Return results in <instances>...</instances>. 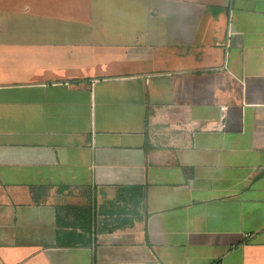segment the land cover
<instances>
[{
  "label": "crops",
  "instance_id": "obj_1",
  "mask_svg": "<svg viewBox=\"0 0 264 264\" xmlns=\"http://www.w3.org/2000/svg\"><path fill=\"white\" fill-rule=\"evenodd\" d=\"M0 264H264V0H0Z\"/></svg>",
  "mask_w": 264,
  "mask_h": 264
},
{
  "label": "trees",
  "instance_id": "obj_2",
  "mask_svg": "<svg viewBox=\"0 0 264 264\" xmlns=\"http://www.w3.org/2000/svg\"><path fill=\"white\" fill-rule=\"evenodd\" d=\"M135 194V190L132 189L131 191H129V198H127L128 200L126 201L127 203H131L135 201L134 195ZM120 199V198H119ZM121 208V211L119 210V212L117 211L116 215L114 216L115 221H111L110 224H112L114 227H119L120 225H123L124 223H128V221L130 220V217L124 215L123 213L130 210V206L134 208V205L132 204H124V205H119ZM118 206V207H119ZM127 213V212H126ZM123 214V215H122ZM80 219L78 221V219L74 218V220L72 222H68V225H73L75 226L76 223H79L81 227L86 228V229H92V223H93V210H92V204L87 205V207L85 208V210L83 211L82 215H79ZM60 220V218H59Z\"/></svg>",
  "mask_w": 264,
  "mask_h": 264
},
{
  "label": "built area",
  "instance_id": "obj_3",
  "mask_svg": "<svg viewBox=\"0 0 264 264\" xmlns=\"http://www.w3.org/2000/svg\"><path fill=\"white\" fill-rule=\"evenodd\" d=\"M247 236H249V234H247Z\"/></svg>",
  "mask_w": 264,
  "mask_h": 264
}]
</instances>
